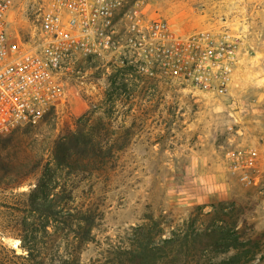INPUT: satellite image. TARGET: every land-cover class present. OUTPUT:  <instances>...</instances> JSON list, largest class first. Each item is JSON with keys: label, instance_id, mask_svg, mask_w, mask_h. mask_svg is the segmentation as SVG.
Returning a JSON list of instances; mask_svg holds the SVG:
<instances>
[{"label": "rangeland", "instance_id": "obj_1", "mask_svg": "<svg viewBox=\"0 0 264 264\" xmlns=\"http://www.w3.org/2000/svg\"><path fill=\"white\" fill-rule=\"evenodd\" d=\"M42 1L16 0L10 31L29 38ZM141 11L146 19L168 21L178 36L227 20L241 36V60L229 93L216 97L164 76L135 78L120 62L81 64L84 82L70 81L58 109L37 124L0 135V241L24 252L11 227L31 220L24 211L29 193L45 171H53L59 185L52 192L67 183L75 205L89 207L98 217L83 246L85 263L148 213L162 218L168 229L192 217L203 228L222 210L231 235L251 242L244 246L249 252L243 264H264V173L259 185L247 186L226 160L227 151L241 147L257 148L264 160V0H146ZM80 105L92 114L91 124L102 118L119 134L128 127L135 134L103 168L67 175L57 167L52 145L82 115ZM17 177L22 184L11 186ZM224 256L209 249L186 264Z\"/></svg>", "mask_w": 264, "mask_h": 264}, {"label": "built area", "instance_id": "obj_2", "mask_svg": "<svg viewBox=\"0 0 264 264\" xmlns=\"http://www.w3.org/2000/svg\"><path fill=\"white\" fill-rule=\"evenodd\" d=\"M145 1L43 0L26 39L10 31L16 0H0V135L37 124L58 109L70 81L84 82L81 64L97 60L120 62L135 78L164 76L196 91L227 95L241 60V36L226 19L178 36L168 21L143 17ZM226 160L244 184L259 185L264 165L257 148L229 150Z\"/></svg>", "mask_w": 264, "mask_h": 264}, {"label": "trees", "instance_id": "obj_3", "mask_svg": "<svg viewBox=\"0 0 264 264\" xmlns=\"http://www.w3.org/2000/svg\"><path fill=\"white\" fill-rule=\"evenodd\" d=\"M83 106H79L82 115L75 117L74 126H66L52 145L55 163L67 175L103 168L118 150L132 142L135 134L131 127L119 134L104 126L102 118L91 124L92 114L84 113ZM45 172L24 207L31 220L24 219L11 227L24 252L17 253L0 241V264H186L209 249L226 256L204 264H243L249 252L244 246L251 242L243 241L238 233L231 235L221 219L222 210L215 211L214 222L203 228L197 226V217H192L168 229L162 218L148 213L142 223L131 226L116 241L109 242L96 259L85 263L83 246L92 238L98 217L89 207L75 205L67 183L52 192L59 181L53 171ZM22 182L17 177L11 186ZM232 249L236 251L231 253ZM5 251L11 257H4Z\"/></svg>", "mask_w": 264, "mask_h": 264}, {"label": "crops", "instance_id": "obj_4", "mask_svg": "<svg viewBox=\"0 0 264 264\" xmlns=\"http://www.w3.org/2000/svg\"><path fill=\"white\" fill-rule=\"evenodd\" d=\"M236 15H238L239 17H240V15L239 14H236ZM247 16V15H246ZM249 16H253V15H249ZM262 155V154H261ZM263 165H264V160H263V155H262V161H261V167L263 168Z\"/></svg>", "mask_w": 264, "mask_h": 264}, {"label": "bare ground", "instance_id": "obj_5", "mask_svg": "<svg viewBox=\"0 0 264 264\" xmlns=\"http://www.w3.org/2000/svg\"><path fill=\"white\" fill-rule=\"evenodd\" d=\"M18 241H19V240H18ZM18 241H16V244H17Z\"/></svg>", "mask_w": 264, "mask_h": 264}]
</instances>
